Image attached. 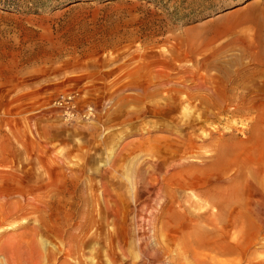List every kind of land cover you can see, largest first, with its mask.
I'll return each instance as SVG.
<instances>
[{"label":"rangeland","instance_id":"rangeland-1","mask_svg":"<svg viewBox=\"0 0 264 264\" xmlns=\"http://www.w3.org/2000/svg\"><path fill=\"white\" fill-rule=\"evenodd\" d=\"M0 264H264V0H0Z\"/></svg>","mask_w":264,"mask_h":264},{"label":"bare ground","instance_id":"bare-ground-1","mask_svg":"<svg viewBox=\"0 0 264 264\" xmlns=\"http://www.w3.org/2000/svg\"><path fill=\"white\" fill-rule=\"evenodd\" d=\"M252 140H254V138L252 139ZM237 161L238 160H236V161H227V158H226V156H222V155H219V157L217 158V162H216V164L215 165H217L219 168H221V169H228L229 167H231L232 165H234V164H236L237 163ZM252 163V169L250 170V172L249 173H247V172H245L246 170H245V166L244 165H241V162H239V165H241L239 168H238V174H237V177H236V180L237 181H240L242 184H244L245 185V183L247 182V181H250V176H252V177H254L255 179H260L261 178V174L263 173V171L261 170V169H258V166H260V165H258L257 166V163H255L254 161H252L251 162ZM253 164L254 165H256V166H253ZM238 165V166H239ZM220 175V174H219ZM254 178H252V179H254ZM231 196L233 197L232 198V200H235L234 201V203L236 202V201H238V196H239V193L237 192V193H233V194H231ZM241 200V199H240ZM240 202H242V200L240 201ZM243 203V202H242ZM212 204V203H211ZM213 204L214 205H217V204H219L218 203V201L217 202H213ZM240 204V203H239ZM240 206V205H239ZM228 209H226L225 207H223V205H221L220 207H219V213H220V215H224V213H226V211H227ZM247 213V212H246ZM244 214V212L243 213H241L240 214V216L239 217H241V218H243V217H245V216H247V214ZM255 214V213H254ZM248 217V216H247ZM240 218V219H241ZM239 219V218H238ZM238 220H237V218H236V221H234L233 220V222H237ZM239 224V223H238ZM237 224V227L239 228V225ZM233 225H236V224H233ZM234 227V226H233ZM236 229V228H235ZM241 231H242V229H241ZM237 248V247H236ZM235 248V249H236ZM235 251V250H234ZM230 252H231V250H230Z\"/></svg>","mask_w":264,"mask_h":264},{"label":"trees","instance_id":"trees-1","mask_svg":"<svg viewBox=\"0 0 264 264\" xmlns=\"http://www.w3.org/2000/svg\"><path fill=\"white\" fill-rule=\"evenodd\" d=\"M4 4H6V3H4ZM8 7L7 8H10L11 6H13L12 4H10V3H8ZM5 6H7V5H5Z\"/></svg>","mask_w":264,"mask_h":264}]
</instances>
